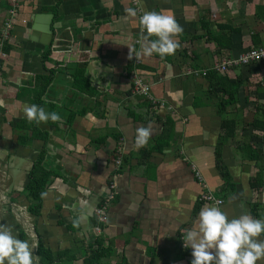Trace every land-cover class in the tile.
<instances>
[{
	"label": "crops",
	"instance_id": "1",
	"mask_svg": "<svg viewBox=\"0 0 264 264\" xmlns=\"http://www.w3.org/2000/svg\"><path fill=\"white\" fill-rule=\"evenodd\" d=\"M147 11L172 15L182 27L173 55L144 54L152 40L140 24ZM46 14L52 16L49 39L39 29ZM8 20L0 56V210L13 211L21 224L12 229L15 236L30 245L40 240L55 264H83L85 248L98 238L110 249L101 264H191L192 249L182 239L202 207L218 206L229 219L248 213L264 220V143L250 144V133L264 138L263 130L250 124L223 138L217 98L206 96L203 73L250 46L251 32L264 41V0H0V30ZM217 24L241 28L242 41L233 35L230 51L218 48L211 40ZM77 69L93 96L75 87ZM136 79L148 85L147 94L134 89ZM254 83L247 100L239 92L244 105L225 110L238 112L245 124L256 114V95L259 102L264 96ZM26 104L59 114L58 121L37 123L45 141L21 139L31 135L21 127L30 122ZM167 118L171 127H164ZM141 127L151 136L137 147ZM242 144H250V158H242ZM43 149L53 174L33 215L21 175ZM258 176L262 185L253 187ZM109 184L113 195L105 202ZM206 194L213 200L203 199ZM101 204L104 222L95 214Z\"/></svg>",
	"mask_w": 264,
	"mask_h": 264
},
{
	"label": "clouds",
	"instance_id": "2",
	"mask_svg": "<svg viewBox=\"0 0 264 264\" xmlns=\"http://www.w3.org/2000/svg\"><path fill=\"white\" fill-rule=\"evenodd\" d=\"M130 16L136 15V9L127 8ZM141 28L147 33L145 39L155 36L149 46L143 48L145 55L154 52L161 58L173 55L179 47L174 38L182 32V27L172 15L156 11L145 12L140 19ZM23 112L29 121H58L56 112H46L36 104L25 105ZM151 136V129H137L136 145L144 146ZM264 233V220L243 213L231 218L218 206H205L199 212L198 223L187 230L183 236L185 248L192 249L191 264H257L264 258V240L257 239ZM36 244L19 239L12 230L0 225V264H38L35 254Z\"/></svg>",
	"mask_w": 264,
	"mask_h": 264
},
{
	"label": "trees",
	"instance_id": "3",
	"mask_svg": "<svg viewBox=\"0 0 264 264\" xmlns=\"http://www.w3.org/2000/svg\"><path fill=\"white\" fill-rule=\"evenodd\" d=\"M203 26L205 28L209 25V21H202ZM218 33L212 34L211 40H213L218 48H222L223 50L230 51L233 46V35L238 36L242 41V30L238 27H229L225 24H217ZM149 39H156L155 36L149 37ZM250 46H248L246 49H244L239 54L235 55L232 60H237L238 57L242 54L250 50L251 48H259L263 47L264 44H262V40L260 36L255 33H250ZM249 45V44H248ZM48 56V53H45V58ZM262 64V65H261ZM263 66H264V57L257 59V60H250L249 63L243 64V63H237V64H231L230 66L227 65L225 70L216 69L215 66L210 69H205L204 76L206 80L208 81V90L206 91V96H215L217 98V111L218 113L224 112L228 106L232 104H238L239 102V92L243 89V91L246 93L244 96V99L247 100L248 92H246V89L250 87L251 82H253L254 79H257V81L254 83L255 86V92L256 93H263L264 92V72H263ZM229 67H231L230 70L234 69L235 75L230 76L229 75ZM234 67V68H232ZM262 70V71H261ZM74 77V85L75 87L81 91L82 93H85L87 95H94V91L92 87L90 86L89 80L84 77L83 75V69H77L73 73ZM43 78V77H42ZM51 80V77L47 76L45 77V80L43 83L49 84ZM263 96V95H262ZM261 96V97H262ZM259 95H256L255 100L253 101L254 107L256 108V114L253 117L252 121L248 122V124L243 125L241 118H223L221 116V127L224 128V135L223 138H229L233 137L235 134V130L237 127H250L251 126L263 130L264 134V104L259 102ZM150 105L147 104L148 108ZM226 112V111H225ZM136 117H139L137 115ZM29 123L31 127H25L26 124ZM169 123V124H168ZM24 124V125H23ZM21 126V124H19ZM21 126L24 129H27L31 132V135L22 137L21 139L23 141H29L34 138H41V140L47 139V133L46 131H40L36 125V121H30V122H22ZM172 126V123L170 119H166L164 123V127ZM243 125V126H242ZM168 129H164L162 132L163 135V141L167 139V136L170 138V135L168 133ZM264 137V135H262ZM32 138V139H31ZM162 141V140H161ZM250 144H256L255 141L250 140ZM250 144H242L240 148L244 150L245 154L242 155V158H250ZM163 143L158 145V147H162ZM259 152H262L261 149L257 150ZM45 151L44 149L39 152V154L36 157V162L31 167L29 173H28V182L27 185L24 188L23 193L25 194V198L28 200L27 205V211L33 215L37 214L41 205L42 195L47 183L48 178L53 174V171L46 165L47 161L44 157ZM262 185V178L260 176L256 177L254 186H260ZM38 247H36V254L39 257V264H55L57 258H55L52 255V252L43 246L38 240L37 243ZM84 258H83V264H101L102 259L104 257L109 256L110 249L102 244L101 239H96L95 242L89 245V247L85 248L84 252ZM64 253H62L63 255ZM66 254V253H65Z\"/></svg>",
	"mask_w": 264,
	"mask_h": 264
},
{
	"label": "built area",
	"instance_id": "4",
	"mask_svg": "<svg viewBox=\"0 0 264 264\" xmlns=\"http://www.w3.org/2000/svg\"><path fill=\"white\" fill-rule=\"evenodd\" d=\"M11 22L8 20L5 22L3 28L0 30V56H3V52L1 51L2 49V42L4 39H7V37L9 36V30L11 28ZM264 57V48L263 47H259V48H251L250 50H248L247 52L245 53H242L237 60H232L231 62L230 61H226L224 63H222L221 65H218L217 66V69H222V70H225L227 65L228 64H237V63H243V64H246V63H249L250 60H257V59H260ZM205 73V72H203ZM134 89L142 94H147L148 93V90H149V87L147 84H145L144 82L141 81V79H136L134 80ZM119 156V155H117ZM116 164H118V160L115 161ZM109 191L108 193L106 194V199H105V202H108L112 195H113V192L112 189L113 188V184H109ZM203 199H205L206 201H211L213 200L212 196L206 194V195H203ZM216 202L218 203H221V200H217ZM95 214L97 215L98 217V220L100 222H104L105 221V205L104 204H101L99 207L96 208L95 210ZM102 230V229H101Z\"/></svg>",
	"mask_w": 264,
	"mask_h": 264
},
{
	"label": "rangeland",
	"instance_id": "5",
	"mask_svg": "<svg viewBox=\"0 0 264 264\" xmlns=\"http://www.w3.org/2000/svg\"><path fill=\"white\" fill-rule=\"evenodd\" d=\"M262 43L264 44V41H263ZM261 65H262V64H261ZM232 70H233V72H234V69H232ZM261 71H262V70H261ZM229 73H231V70H230ZM216 103H217V100H214V104H216ZM260 103L264 104V96H263V98L260 100ZM239 105H240V106H241V105H244L243 99H240ZM215 107H216V105H215ZM228 107H229V106H228ZM228 107H227V109H228ZM216 108H217V107H216ZM237 114H238V112L235 113V114H229L228 112L226 113L225 111H224V112L222 111V113H220L219 115H220V116H223V118H236ZM246 119H247V120H248V119L250 120V115H249V117L246 118ZM245 123H246L245 120H243L242 124H243V125H246ZM240 127H241V126H240ZM250 140H251V141H255L256 144H263V143H264V138H260V137L256 136L254 133H250ZM1 204H3V201H2V200H0V206H1ZM2 212H4V211H2ZM2 212H1V210H0V225H4V226L10 228L11 230L15 227V224H18V225L21 226V224H19L18 222H15V221L12 220V218L14 217V215H13L14 212H13V211H6V212L4 213V215H1V214H3ZM10 218H11V219H10ZM21 230H23V229L21 228Z\"/></svg>",
	"mask_w": 264,
	"mask_h": 264
},
{
	"label": "water",
	"instance_id": "6",
	"mask_svg": "<svg viewBox=\"0 0 264 264\" xmlns=\"http://www.w3.org/2000/svg\"><path fill=\"white\" fill-rule=\"evenodd\" d=\"M51 19H52V16L50 14H46L45 17L43 18L44 22H43L42 26L39 27V29L41 31H43V33L45 34V36H46L45 38L46 39H49V36L51 35V27H50ZM33 163H34L33 161H30L29 165H33ZM11 171H12V169H7L6 172H10L9 174L11 175L12 179H14L17 175H16V173H14V171H12V172ZM26 173L27 172L23 173L21 176H22V179L23 180L26 179V181H28V173H27V175H26ZM14 184H15V181L13 180L12 183L8 187L9 188V191H11L12 188L15 189Z\"/></svg>",
	"mask_w": 264,
	"mask_h": 264
}]
</instances>
